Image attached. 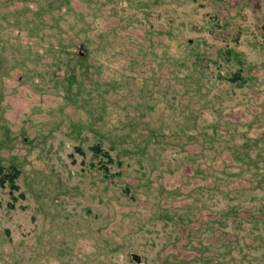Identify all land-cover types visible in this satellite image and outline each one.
I'll use <instances>...</instances> for the list:
<instances>
[{"label":"rangeland","instance_id":"rangeland-1","mask_svg":"<svg viewBox=\"0 0 264 264\" xmlns=\"http://www.w3.org/2000/svg\"><path fill=\"white\" fill-rule=\"evenodd\" d=\"M0 264H264V0H0Z\"/></svg>","mask_w":264,"mask_h":264},{"label":"trees","instance_id":"trees-1","mask_svg":"<svg viewBox=\"0 0 264 264\" xmlns=\"http://www.w3.org/2000/svg\"><path fill=\"white\" fill-rule=\"evenodd\" d=\"M10 176H11V177H9V180H12V177H13V176H12V175H10Z\"/></svg>","mask_w":264,"mask_h":264}]
</instances>
